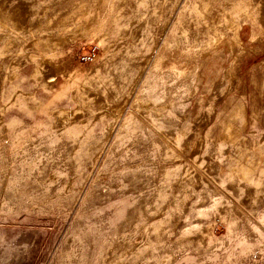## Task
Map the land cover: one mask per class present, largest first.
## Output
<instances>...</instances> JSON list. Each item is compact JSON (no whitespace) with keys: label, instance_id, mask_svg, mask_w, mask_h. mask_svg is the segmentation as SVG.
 <instances>
[{"label":"rangeland","instance_id":"374dc122","mask_svg":"<svg viewBox=\"0 0 264 264\" xmlns=\"http://www.w3.org/2000/svg\"><path fill=\"white\" fill-rule=\"evenodd\" d=\"M0 264H264V0H0Z\"/></svg>","mask_w":264,"mask_h":264},{"label":"built area","instance_id":"2783aa9c","mask_svg":"<svg viewBox=\"0 0 264 264\" xmlns=\"http://www.w3.org/2000/svg\"><path fill=\"white\" fill-rule=\"evenodd\" d=\"M82 60H83V62H88V61H91L92 60V57H90V56H83L82 57Z\"/></svg>","mask_w":264,"mask_h":264}]
</instances>
